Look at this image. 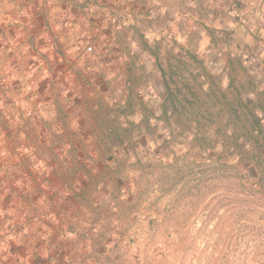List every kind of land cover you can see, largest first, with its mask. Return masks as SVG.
I'll return each mask as SVG.
<instances>
[{
	"label": "rangeland",
	"instance_id": "1",
	"mask_svg": "<svg viewBox=\"0 0 264 264\" xmlns=\"http://www.w3.org/2000/svg\"><path fill=\"white\" fill-rule=\"evenodd\" d=\"M84 4L72 15L91 24L107 12L106 36L71 38L69 66L66 55L50 67L39 53L45 71L27 69L23 53L18 84L0 89V264H62L68 253L78 264H264V193L233 195L215 182L212 191L186 185L148 209L127 201L133 150L152 146L132 141V122L156 121L166 84L175 80L179 97L200 86L205 97L210 85L226 88L227 57L235 66L239 57L244 89L249 80L264 87V0ZM29 252L37 258H22Z\"/></svg>",
	"mask_w": 264,
	"mask_h": 264
},
{
	"label": "trees",
	"instance_id": "2",
	"mask_svg": "<svg viewBox=\"0 0 264 264\" xmlns=\"http://www.w3.org/2000/svg\"><path fill=\"white\" fill-rule=\"evenodd\" d=\"M240 60L235 66L227 57L231 75L225 89L210 85L200 97L201 87L195 92L190 86L179 97L181 91L173 80L166 84L170 96L162 98L158 115L152 117L156 121L144 117L142 126L141 119L132 122L136 127L132 134L138 133L132 141L149 137L152 146L138 153L133 150L130 171L136 179L130 184L128 203L143 202L148 209L157 198L172 199L186 185L212 191L215 182H224L222 188L233 195L264 193V92L260 90L264 87L249 80L244 89L242 80H237V67L245 71ZM142 186L150 188L140 193ZM115 200L116 205L121 203L118 197Z\"/></svg>",
	"mask_w": 264,
	"mask_h": 264
},
{
	"label": "crops",
	"instance_id": "3",
	"mask_svg": "<svg viewBox=\"0 0 264 264\" xmlns=\"http://www.w3.org/2000/svg\"><path fill=\"white\" fill-rule=\"evenodd\" d=\"M84 5V0H0V77L2 75L7 77V82L0 80V89L11 84H18V76H15V73L23 66L22 63L25 60L21 58L23 53L28 57L25 61L28 64H24V66H28L27 69L32 67L45 71V67L35 61L40 56L39 53L45 56V60H49L47 65L50 64V67H55L54 62L61 61L60 57H64V55L67 57V53L73 52L74 46L70 47L69 45L71 38L83 39L87 32L92 31L94 39L101 41L111 30L107 26V33L104 34V29H102L103 23L105 26L107 24V19H105L107 12L103 11L96 20L89 24L85 14H78L76 11V14L72 15L71 12L72 8H84ZM43 34L45 40L41 38ZM47 37H50V40ZM31 48L36 50L30 51ZM31 59L33 62L30 61ZM63 59L66 66H69L68 57ZM48 70L50 69L48 68ZM46 82L50 86L53 84L52 78ZM10 97V95L7 96V99L10 100ZM46 101L49 104L47 109L52 110L51 101ZM63 102L69 104L67 98H64ZM47 109L42 114H50ZM11 117L17 118L14 114ZM1 247L2 249L7 248L0 242ZM33 249L35 250V246L29 247V250ZM75 249L73 252L78 253L77 247ZM36 254L38 253L29 252L26 254L27 256L24 257L23 255L22 258L33 257L36 259ZM71 255L69 253L66 255L59 254L58 259L61 260L62 264H76V261L78 264L79 255Z\"/></svg>",
	"mask_w": 264,
	"mask_h": 264
},
{
	"label": "built area",
	"instance_id": "4",
	"mask_svg": "<svg viewBox=\"0 0 264 264\" xmlns=\"http://www.w3.org/2000/svg\"><path fill=\"white\" fill-rule=\"evenodd\" d=\"M87 50H88V51L91 50V46H88V47H87ZM28 114H31V113L28 111Z\"/></svg>",
	"mask_w": 264,
	"mask_h": 264
}]
</instances>
